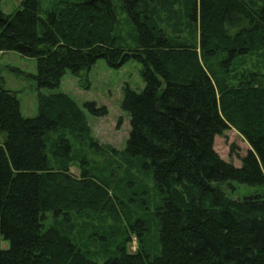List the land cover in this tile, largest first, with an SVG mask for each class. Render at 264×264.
Returning a JSON list of instances; mask_svg holds the SVG:
<instances>
[{
    "label": "trees",
    "instance_id": "obj_1",
    "mask_svg": "<svg viewBox=\"0 0 264 264\" xmlns=\"http://www.w3.org/2000/svg\"><path fill=\"white\" fill-rule=\"evenodd\" d=\"M116 1L60 0L45 17L39 0H22L12 14L0 10V53L34 59L28 77L38 91L37 116L25 118L16 93L0 82V264H264V74L233 66L258 52L264 57V0ZM118 10L134 29V47H123L116 34ZM179 24L194 33L192 41L167 29L178 33ZM218 58L215 71L209 61ZM98 60L113 69L141 66L143 89L123 88L130 132L121 154L153 179L159 202H138L151 209L157 251L146 244L148 220L129 213L113 252L108 244L118 231L93 230L101 259L71 232L45 225L48 214L71 226L73 215L117 223L126 211L121 192L81 148L103 149L84 110L104 117L106 107L40 93L58 88L67 72L80 79ZM228 129L250 147L239 167L214 150ZM231 182L253 192L236 198ZM131 236L134 252L127 250Z\"/></svg>",
    "mask_w": 264,
    "mask_h": 264
},
{
    "label": "rangeland",
    "instance_id": "obj_2",
    "mask_svg": "<svg viewBox=\"0 0 264 264\" xmlns=\"http://www.w3.org/2000/svg\"><path fill=\"white\" fill-rule=\"evenodd\" d=\"M58 1L60 0H39V15L45 17L46 12L51 10ZM114 1L117 2L116 0ZM21 2L22 0H0V10L4 14H12L21 8ZM181 7V4L177 3L175 5L176 10H180ZM186 27V24H179L177 26L178 33H174L170 26L167 29L171 34L181 37L182 40L192 41L194 33L191 36V31ZM116 34L123 47L131 48L135 46L134 29L126 15L120 10H118ZM219 59H211L209 61L211 64L217 65H213L215 71H220L218 66ZM233 66H235L238 73L245 70H257L264 74V57L262 53L258 52L238 59ZM140 70L141 66L136 61H128L121 67L113 69L109 68L104 60H98L89 72H83L80 75V79L67 72L61 79L58 88L40 90V93L44 95L66 93L81 108H83L85 102H95L98 107L105 106L107 109L108 113L104 117H95L84 110L91 129V136L103 149L99 152H94V150L89 148L88 143L81 146V148L83 153L94 163L95 167L100 170L98 171L100 176L108 178L112 188L117 193L121 192L126 205L125 213H121L123 219L121 217V221L116 223L110 217L103 218L93 213H85L81 216L73 215L71 226H67L61 222V219H53L51 214H48L45 222L47 227L53 226L60 230L71 232L70 235H72L77 245L83 249V245H85L90 252L89 254L92 256V253H96L99 257L98 259H101L104 254L101 252V247L97 242L98 237H93V230L98 228L100 233H105L106 235L113 228L118 231L115 238L108 244L109 252H113L116 244L122 242L126 236L127 230L124 215L128 213L131 217H144L148 220L150 230L146 237V244L157 251V235L155 228H153L151 209L144 208L138 202L141 197L143 199L146 198L150 208L159 202L153 179L151 174L141 170L139 161L121 154L125 149L130 132L129 115L120 108L123 88L127 85L134 91L143 89L144 83L140 77ZM35 72L36 62L34 59L25 58L17 52L0 53V82L1 80L3 81L5 89L16 93L20 102L21 114L25 118H33L38 113V91L34 81L28 77V75H33ZM1 136L0 143L4 139V134L1 133ZM213 146L220 158L233 163L236 167L240 166L239 157H243L250 149L247 142L234 129H228L222 135L215 137ZM113 149L118 154L111 153ZM70 171L75 176L79 174L76 167H71ZM230 185L234 188L231 194L236 198H242L253 192L252 188L236 182H231ZM224 188L228 191L230 190L228 186ZM134 199L137 200L135 201ZM7 246V242H1L2 248ZM136 249L137 242L135 237L131 236V241L127 244V250L134 252Z\"/></svg>",
    "mask_w": 264,
    "mask_h": 264
}]
</instances>
